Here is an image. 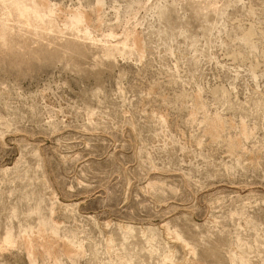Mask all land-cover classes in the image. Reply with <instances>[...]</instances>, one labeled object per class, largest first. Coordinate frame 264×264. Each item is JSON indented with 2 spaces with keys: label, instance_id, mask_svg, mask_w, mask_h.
<instances>
[{
  "label": "rangeland",
  "instance_id": "rangeland-1",
  "mask_svg": "<svg viewBox=\"0 0 264 264\" xmlns=\"http://www.w3.org/2000/svg\"><path fill=\"white\" fill-rule=\"evenodd\" d=\"M0 264H264V0H0Z\"/></svg>",
  "mask_w": 264,
  "mask_h": 264
}]
</instances>
